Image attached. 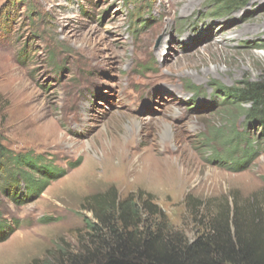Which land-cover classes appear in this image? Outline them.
Returning a JSON list of instances; mask_svg holds the SVG:
<instances>
[{
	"label": "rangeland",
	"instance_id": "1",
	"mask_svg": "<svg viewBox=\"0 0 264 264\" xmlns=\"http://www.w3.org/2000/svg\"><path fill=\"white\" fill-rule=\"evenodd\" d=\"M214 2L0 0V137L59 168L35 194L0 176V264H103L86 220L113 189L190 240L203 214L264 207V127L220 95L264 78V0Z\"/></svg>",
	"mask_w": 264,
	"mask_h": 264
},
{
	"label": "trees",
	"instance_id": "2",
	"mask_svg": "<svg viewBox=\"0 0 264 264\" xmlns=\"http://www.w3.org/2000/svg\"><path fill=\"white\" fill-rule=\"evenodd\" d=\"M248 2L215 0L214 4L216 13L221 14ZM222 88L225 104L250 103L247 118L264 127V78ZM245 136L243 151L256 148L250 135ZM0 166L5 181L17 183L21 178L33 194L41 193L48 179L59 174V168L46 164L41 156L12 151L1 137ZM28 169H36L43 177H33ZM90 206L97 220L86 222L91 241L104 254L103 264H264V207L256 199L247 204L236 201L233 206L203 214L199 219L202 229L193 240L177 229L151 198L140 204L132 195L118 197L113 189L103 197L94 196Z\"/></svg>",
	"mask_w": 264,
	"mask_h": 264
}]
</instances>
